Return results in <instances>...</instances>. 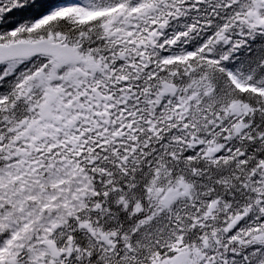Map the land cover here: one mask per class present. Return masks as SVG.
Masks as SVG:
<instances>
[{
	"label": "snow or ice",
	"instance_id": "1",
	"mask_svg": "<svg viewBox=\"0 0 264 264\" xmlns=\"http://www.w3.org/2000/svg\"><path fill=\"white\" fill-rule=\"evenodd\" d=\"M0 264H264V0H0Z\"/></svg>",
	"mask_w": 264,
	"mask_h": 264
}]
</instances>
